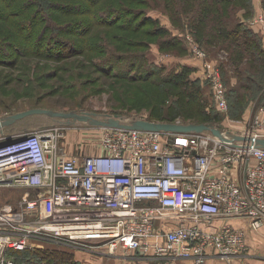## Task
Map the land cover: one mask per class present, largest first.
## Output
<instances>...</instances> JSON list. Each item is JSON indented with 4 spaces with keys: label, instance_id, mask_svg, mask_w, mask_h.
<instances>
[{
    "label": "rangeland",
    "instance_id": "obj_1",
    "mask_svg": "<svg viewBox=\"0 0 264 264\" xmlns=\"http://www.w3.org/2000/svg\"><path fill=\"white\" fill-rule=\"evenodd\" d=\"M9 1L0 0V120L32 109H47L95 114L100 120L119 117L127 124L139 120L204 123L240 134L252 127L264 104V0H215V8L218 5L223 9V17L229 20V29L239 28L237 42L222 37L214 40L193 29L203 17L202 8L196 9L193 0H42L44 6H39V0H29L30 4H37L41 19L54 24L52 36L40 40L42 34L37 32L38 37L29 42L32 47L26 46L30 52L33 47L41 50L22 55L15 47L25 44L14 22L24 16L17 7L6 6ZM59 4L71 9L65 11ZM29 13H24L25 18ZM102 13L106 18L100 16ZM100 18L109 21L98 23ZM144 19L153 23L144 24ZM78 23L80 27L75 28ZM161 29L165 35L157 34ZM48 47L57 49L46 50ZM240 47L244 58L235 62L233 52ZM133 59L134 70L130 71L127 63ZM152 69L158 74L148 75ZM183 69L190 70L189 80L197 83L198 100L188 98L181 87L158 79ZM209 74L216 76L225 88L227 113L217 107L207 79ZM157 113L162 114H158L160 118L153 116ZM59 125L68 127L60 142L67 156L83 158L100 153L104 130L90 122L34 115L0 127V135ZM26 193L31 191L0 188V209L5 205L18 207ZM246 231L250 247L247 254L230 261L264 264V228L256 234L248 228ZM31 245L33 248L27 253L55 251L79 264L161 263L111 257L41 240ZM33 254L27 258L41 264ZM178 262L182 261L166 264Z\"/></svg>",
    "mask_w": 264,
    "mask_h": 264
},
{
    "label": "built area",
    "instance_id": "obj_2",
    "mask_svg": "<svg viewBox=\"0 0 264 264\" xmlns=\"http://www.w3.org/2000/svg\"><path fill=\"white\" fill-rule=\"evenodd\" d=\"M207 79L227 113L223 84ZM100 128V153L83 158L63 152L66 125L0 135V188L31 191L0 209V264H28L11 252L35 240L160 264L247 254L246 229L264 228V104L224 139Z\"/></svg>",
    "mask_w": 264,
    "mask_h": 264
},
{
    "label": "trees",
    "instance_id": "obj_3",
    "mask_svg": "<svg viewBox=\"0 0 264 264\" xmlns=\"http://www.w3.org/2000/svg\"><path fill=\"white\" fill-rule=\"evenodd\" d=\"M27 2H25L24 0H11L9 1L6 6L8 7H17V11H19V13H21L22 16H24L23 18L17 20L14 22V25H16V27H19L18 32L21 34V41L24 42V46L23 45H18L15 48H19L20 50V55H22L21 53L23 52L24 54H29V53H37V51L41 50L39 48H32V52H30V49H28L26 46L28 45L29 47H32L31 44L29 42H31L33 39H35L36 37H38L36 35V33L41 32L42 36L40 38V40L44 37L47 36H52V33L50 32L51 28L53 27L54 22H51V20H46V19H41L39 17V10H37V4H30L29 0H26ZM187 0H182L183 3H186ZM190 1V0H189ZM194 2L197 3V8L199 7L202 8V15L203 17H199L200 20L198 21L197 24L194 25L193 29H199V31H201V34H205V35H209V37H212V39L215 40V38L217 37H222L224 39H230L232 42H237L236 39V35L240 32L239 28L238 29H234V28H230L227 26V24L229 23V20L226 19L225 17H223V9H221L220 7H218V5L215 8V0L214 1H210V0H193ZM227 2V1H231V0H220V2ZM219 2V3H220ZM44 3L42 0H39V6H44ZM33 6V7H32ZM59 8L65 9V11H69L71 9L70 6L67 5H57ZM5 9V8H3ZM205 9V10H204ZM227 9V8H225ZM61 10V9H60ZM26 12H30L29 17L25 18V14ZM32 13V14H31ZM94 14V13H93ZM107 14V13H106ZM95 15V14H94ZM101 17L106 18L105 14H100ZM99 18V17H97ZM55 20V18L53 19ZM37 21V24H34ZM106 19H102L100 18L99 20H97L98 23L101 24H105L108 23ZM114 23V22H112ZM109 23V24H112ZM144 24H148V23H153L152 20L150 19H144L143 20ZM52 24V25H51ZM81 23H78L77 26H75V28L80 27ZM83 25V24H82ZM24 26V28H23ZM52 31V30H51ZM245 31L247 32L248 30L245 29ZM25 32H27L25 34ZM157 34H166V31L164 30H157ZM82 35V34H81ZM57 37L56 35L53 36ZM39 40V39H38ZM19 44V42H16ZM246 44H242V47H245ZM49 49L46 50H55L57 49L56 47H48ZM241 48V47H240ZM243 48H241L240 50L237 49L235 50L233 53V58L234 61H242V59L244 58V54H243ZM135 59H133L131 61V64L127 63V67L128 69L134 70L132 67L133 62ZM142 61L145 60V57L141 59ZM113 61L110 60V62ZM144 62V61H143ZM113 65V64H112ZM190 70L188 69H183L181 72H175L173 74H170V76H166L163 78H158L159 81H163V82H167V83H171L172 85H174L175 87H181L182 89H184V93L187 94L188 98H190L191 100H198L200 98V92L199 89H197V86L194 81H190L189 80V74H190ZM148 75L152 76L154 74H158L157 71L155 69L149 70ZM158 114L162 115L161 113H157L155 116V118H160L158 116ZM158 123H172V122H158ZM187 124H191V123H187ZM193 124H204V123H193ZM208 125V124H205ZM33 253H27V252H23V253H18V252H11V254L18 260H23L25 262H27L28 264H37V262H34L31 259H28L27 256L33 254V256L35 257H39L41 264H79L76 262V260L74 258H65L62 257L61 255H59V253L55 252V251H48V252H44V251H37Z\"/></svg>",
    "mask_w": 264,
    "mask_h": 264
},
{
    "label": "water",
    "instance_id": "obj_4",
    "mask_svg": "<svg viewBox=\"0 0 264 264\" xmlns=\"http://www.w3.org/2000/svg\"><path fill=\"white\" fill-rule=\"evenodd\" d=\"M34 115H47L52 118H63L68 119L69 121H84L90 122L95 126L100 127H109V128H126L130 130H140V131H152V132H169V133H180L187 134L191 132H212L215 136L224 139L223 133L220 129L214 128L205 124H173V123H157L146 120L135 121L132 124L124 123L123 120L119 117H109L105 120H100L95 118V114H78V113H64V112H55L47 109H32L25 112L18 113L16 115L6 117L0 120V127H7L11 124H14L17 121H20L24 118ZM258 144L264 148V140L259 139Z\"/></svg>",
    "mask_w": 264,
    "mask_h": 264
},
{
    "label": "crops",
    "instance_id": "obj_5",
    "mask_svg": "<svg viewBox=\"0 0 264 264\" xmlns=\"http://www.w3.org/2000/svg\"><path fill=\"white\" fill-rule=\"evenodd\" d=\"M233 263H234V261H225V260L223 261V260L216 259V258L210 259L208 261V264H233ZM179 264H193V263L190 261H182Z\"/></svg>",
    "mask_w": 264,
    "mask_h": 264
}]
</instances>
